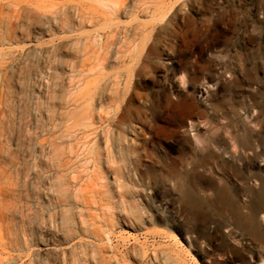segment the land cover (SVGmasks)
<instances>
[{
    "label": "rangeland",
    "instance_id": "374dc122",
    "mask_svg": "<svg viewBox=\"0 0 264 264\" xmlns=\"http://www.w3.org/2000/svg\"><path fill=\"white\" fill-rule=\"evenodd\" d=\"M17 2V39L0 46V162H17L0 185L18 190L0 196V213L14 203L0 214V264H264V242L231 217L248 214L264 182V0H128L117 12L95 0ZM90 94L102 177L87 153L66 157L74 140L61 149L75 172L60 171L53 150L35 161V136L74 127ZM248 131L257 155L240 140ZM223 187L235 208L215 203Z\"/></svg>",
    "mask_w": 264,
    "mask_h": 264
},
{
    "label": "bare ground",
    "instance_id": "6f19581e",
    "mask_svg": "<svg viewBox=\"0 0 264 264\" xmlns=\"http://www.w3.org/2000/svg\"><path fill=\"white\" fill-rule=\"evenodd\" d=\"M95 1L105 11L117 12V11H120L122 9V6H124L128 0H95ZM7 3H8L7 7H8L9 12L5 17L3 8H4V5H6V4H3L2 0H0V46L4 45V43L7 40L14 43V41L17 39L16 35L18 32V28H19V21H20L19 12H20V10L18 7V2H17V0H7ZM107 90H108L107 86L104 85L100 88L99 91L104 93ZM4 101H5L4 96L1 95L0 96V129L3 128L2 126L5 124L4 123L5 109H6L5 107L7 106V103H5ZM76 103L78 105L75 104V106L80 107L82 110L81 116L79 117L77 124L72 128H66V129H63L61 131H56V130H52V129H48V128L44 129V133H43L44 138L43 139L39 138L38 135H36L34 138L33 147H32V155H33L34 160L37 161L40 158V154H39L40 151L42 152V154L44 156L49 157L50 152L53 150L55 154H58L60 156V160L63 159L59 165V168L61 169L60 171H62V172L71 171L74 166H73L71 160H68V159L64 160V157L68 152L66 150L61 149V147L65 146L66 144H68L69 142L74 140V141H76L77 144L75 145V147L72 146L70 148L69 155L66 157L70 156L71 158H75L78 161V160H80L81 153H87L89 158L91 156H92L91 158H95V160H96L95 169L96 170L94 172L95 173L94 176L96 177L95 179H97V177H100V176L102 177L101 166H102L103 152H102L101 147H99V144H98V140H97L98 128L96 126L95 117L92 114L93 106L95 103V98L92 94H90V95L86 96L82 102H80L78 100V101H76ZM235 111H237V110H235ZM113 140H114V138H113L112 133L110 134V131H108L107 134H105L104 141L106 144V149L109 152V154H111V155L113 153V151H112ZM240 140L243 144H245V148H246L247 152L254 154V155H257L256 154V152H257L256 135H254L253 132H249V131L244 132L241 135ZM217 148H219V145ZM209 159H213L214 161L220 160L221 156H219V155L215 154V152H213L209 155ZM207 161L208 160H206V163L204 164L205 169L208 170L211 174H214L212 166H209V162H207ZM3 164H4V162L3 163L0 162V180H3V179L10 180L11 175L9 173L17 165V162H11V163L6 162L5 163L6 167H4ZM84 168H86V167H84V166L78 167V169H84ZM16 171H17V174L20 175V168L19 167L17 168ZM75 171L76 170L74 169L73 172H75ZM116 171H117V173H116L117 174V179H116L117 180V188H119V190H121L124 187V185L122 183L123 176L119 170H116ZM233 171H235V170H233ZM97 174H99V175H97ZM198 179L200 181H202L203 183H206L208 185H212V186L215 185V180L211 176H205L204 175V176L199 177ZM81 180H82L81 176L75 177L74 182H72V184H75L74 187L78 186L79 182ZM70 184H71V182L69 181V179L66 176H62L59 178L58 187H59L61 195L72 200V201H74L73 199H75V198L77 199V197L79 196V192L78 191L72 192L70 189ZM260 184H261V189L259 191L254 192L255 198L253 199L251 204L248 205V207H246L248 214L245 216V215L241 214L240 209L236 208V210L234 211V215L231 217H233V219H235V221H237V223L241 224L240 225L241 229L244 230L245 232H247V234L251 238H253L255 241L264 242V213H263L264 212L263 211L264 182L263 183L260 182ZM1 185H0V196L6 195V196H10L12 198L15 197L16 193L18 192L17 189H14L10 186L4 187ZM7 185H8V183H7ZM89 186L95 187L96 185L94 182H92ZM242 188L244 190H247L249 188L247 186L244 178L242 181ZM243 189L238 188L237 191L239 192L240 190H243ZM226 190H227L226 187H223V188H219V190L216 191L217 192V194H216L217 200L215 203L217 205H219L220 207H222L223 209L228 210V208H231V207L235 208V206H237L238 201ZM96 192L98 194H101L103 197V200H105L104 191H102V188L97 189ZM105 192L108 193V191H105ZM228 206H230V207H228ZM13 207H14L13 202L9 205L7 204V205H4L2 207L3 210H1L2 213H0L2 216V219L7 218L6 212L10 211V209H12ZM217 235H218V231L215 233V237H217ZM0 240L2 241L1 235H0ZM219 263H220L219 258L215 257L213 259V264H219Z\"/></svg>",
    "mask_w": 264,
    "mask_h": 264
}]
</instances>
